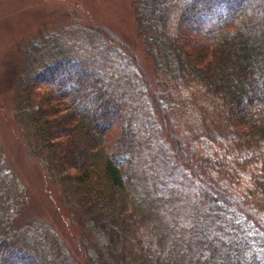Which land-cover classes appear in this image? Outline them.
<instances>
[{"label":"trees","instance_id":"trees-1","mask_svg":"<svg viewBox=\"0 0 264 264\" xmlns=\"http://www.w3.org/2000/svg\"><path fill=\"white\" fill-rule=\"evenodd\" d=\"M131 1L152 76L108 27L32 42L15 110L30 158L76 188L91 264H264V0ZM194 121L228 151H196ZM9 179L0 142V264H66L30 221L17 237Z\"/></svg>","mask_w":264,"mask_h":264},{"label":"rangeland","instance_id":"rangeland-1","mask_svg":"<svg viewBox=\"0 0 264 264\" xmlns=\"http://www.w3.org/2000/svg\"><path fill=\"white\" fill-rule=\"evenodd\" d=\"M78 21L113 30L153 75V61L139 35L131 0H0V142L10 172L6 204L17 237L23 234L25 222L30 221L29 232L50 234L42 237L48 255L51 253L66 264H91L79 241L88 218L76 188L51 180L41 164L30 158L21 137V121L15 115L20 80L28 73L34 56L32 42L39 38L40 32L74 38L85 36L83 30L76 28ZM195 124L196 121L191 124L192 129L188 126L183 131L193 138L196 151L218 155L228 151L216 142L221 136L210 127L203 133L198 128L201 123ZM195 129L196 134L192 132ZM119 133V127H113L107 135L108 142ZM165 162L162 157L153 170L168 175ZM174 175L177 177L179 173L174 171Z\"/></svg>","mask_w":264,"mask_h":264}]
</instances>
